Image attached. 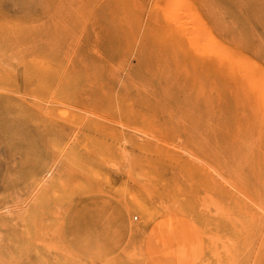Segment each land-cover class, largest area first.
Segmentation results:
<instances>
[{
  "label": "rangeland",
  "instance_id": "rangeland-1",
  "mask_svg": "<svg viewBox=\"0 0 264 264\" xmlns=\"http://www.w3.org/2000/svg\"><path fill=\"white\" fill-rule=\"evenodd\" d=\"M263 75L264 0H0V264H262Z\"/></svg>",
  "mask_w": 264,
  "mask_h": 264
},
{
  "label": "bare ground",
  "instance_id": "bare-ground-1",
  "mask_svg": "<svg viewBox=\"0 0 264 264\" xmlns=\"http://www.w3.org/2000/svg\"><path fill=\"white\" fill-rule=\"evenodd\" d=\"M179 8V7H178ZM183 10H184V8H183ZM182 11V10H181ZM163 13V12H162ZM185 14V11H184V13H183V15ZM187 14V13H186ZM187 15H189V14H187ZM186 16V15H185ZM184 17V16H183ZM171 19H172V17H171ZM183 19V18H182ZM188 19H190V18H188ZM192 20V19H191ZM175 22V21H174ZM193 22H195V21H193ZM192 22V23H193ZM190 24V23H189ZM194 24V23H193ZM190 26V25H189ZM185 27V26H184ZM192 27V26H191ZM186 32H184V34H185ZM193 33V32H192ZM187 34V33H186ZM188 36V35H187ZM194 36H195V34H194ZM200 36V35H199ZM189 37V36H188ZM189 43V42H188ZM198 46V45H197ZM208 46V45H207ZM195 47V46H194ZM193 47V48H194ZM192 48V49H193ZM196 51V50H195ZM199 52V51H198ZM227 52V51H226ZM225 52V53H226ZM227 54V53H226ZM230 62V61H229ZM245 63V62H244ZM230 66V65H229ZM252 67V66H251ZM229 68V67H228ZM231 72V71H230ZM239 73H240V70L238 71ZM237 72V73H238ZM244 73V72H243ZM242 72L240 73V74H243ZM262 74V73H261ZM244 75V74H243ZM249 75V74H248ZM247 76V75H246ZM260 76H262V75H260ZM264 76V75H263ZM255 78V77H254ZM259 78V77H258ZM243 79V78H242ZM248 80H251V79H249V77H248ZM258 82V81H257ZM254 83H255V80H254ZM254 83L252 82V84H253V86H254ZM251 84V83H250ZM257 84V83H256ZM249 85V84H248ZM260 85V84H259ZM256 86V85H255ZM261 87V86H260ZM251 88H252V86H251ZM260 89V88H259ZM259 90H256V92H258ZM261 94H258L257 93V95H255V98H256V100L257 101H255L256 103L258 102V107L259 108H263L264 109V91H263V94H262V91L260 92ZM135 206V205H134ZM140 207V206H139ZM256 208V207H255ZM141 214H143L144 212L142 211V212H140ZM255 221L258 223V224H261L263 221H264V203H263V205H260V208H258V209H256V211H255Z\"/></svg>",
  "mask_w": 264,
  "mask_h": 264
},
{
  "label": "crops",
  "instance_id": "crops-1",
  "mask_svg": "<svg viewBox=\"0 0 264 264\" xmlns=\"http://www.w3.org/2000/svg\"><path fill=\"white\" fill-rule=\"evenodd\" d=\"M256 264H257V263H256ZM262 264H264V262H263Z\"/></svg>",
  "mask_w": 264,
  "mask_h": 264
}]
</instances>
